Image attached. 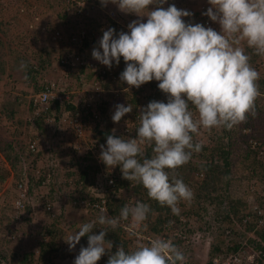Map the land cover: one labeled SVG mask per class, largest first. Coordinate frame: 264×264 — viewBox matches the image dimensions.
<instances>
[{
    "label": "clouds",
    "instance_id": "9594fccd",
    "mask_svg": "<svg viewBox=\"0 0 264 264\" xmlns=\"http://www.w3.org/2000/svg\"><path fill=\"white\" fill-rule=\"evenodd\" d=\"M97 1L87 3L80 11L90 6L93 15H106L116 22L119 30L126 27L118 22V14H134L141 18L129 23L127 32L121 30L117 34L115 29L108 28L91 33L92 44L84 50L88 55L85 58L106 66L117 77L115 81L107 80V89H121L124 82L137 89L153 80L158 82L156 94L148 97L147 106L140 109L137 138L117 137L113 129L107 136L106 146L101 145L99 158L108 168L119 166L122 178L136 183L132 190L142 185L150 200L179 216L180 203L190 202L194 193L188 179L178 178L176 170L194 158L204 161L200 154L205 142L201 130H237L235 126L245 122L249 116L257 115L256 101L264 96V90L260 92V73L250 63L251 56L246 49L264 56V0H208L210 7L199 11L193 10L189 2L203 0ZM110 3L117 7L114 8L117 13L115 19L104 8ZM202 11H205L202 15L220 26L219 32L200 23L186 22ZM144 17L146 22H143ZM51 29L49 40L54 55L55 49L62 48L58 46L60 38L67 39L72 32L69 28H65L69 30L64 34L59 29ZM56 32L60 38L53 41L52 36ZM97 44L99 47H95ZM261 64H264L263 57L258 65L264 69ZM26 67L21 64V68ZM163 93L167 96L166 103L164 99L157 101ZM114 107V123H119L133 110L131 104ZM243 129L241 127L239 131L242 133ZM196 136L201 143L194 140ZM247 139L249 143L251 137ZM150 147L152 155L148 156ZM194 173L192 182L202 175L197 180L201 182L203 174ZM119 200L123 201V206L118 215L109 216L101 208L96 219L80 223L78 230L68 237L66 242L70 250L75 249L82 237L88 238L87 247L80 248L73 264H97L106 254L107 264H184L185 260L197 263L180 250L175 240L162 237L136 245L128 242L134 248L126 250L120 246L111 254L113 243L105 239L110 229L114 231L125 222L127 232L137 237L152 214L148 203L137 200L125 204L124 198ZM16 206L23 207V204L18 200ZM221 214L218 217L223 218ZM224 220L229 221L227 218ZM97 224L101 226L98 235L93 233ZM159 231L156 233H167L163 228ZM181 244L187 246L189 243ZM215 255H211L209 260Z\"/></svg>",
    "mask_w": 264,
    "mask_h": 264
},
{
    "label": "trees",
    "instance_id": "16d2710c",
    "mask_svg": "<svg viewBox=\"0 0 264 264\" xmlns=\"http://www.w3.org/2000/svg\"><path fill=\"white\" fill-rule=\"evenodd\" d=\"M65 5L63 4L62 12L59 15L60 18L63 20L61 23L59 32L67 33L70 29L72 33H70V36L67 39H61V41H58V46L65 48L67 50H64L61 52V57H64V59L67 62H70L75 57H88L87 54L84 53V50L88 48L89 39L91 36V33L96 32V30H107L108 28H113L116 30V33L118 34L121 32V30L117 29L116 22L111 21L106 15H100L97 14L93 15L92 13L93 8L90 6H87L85 10H76L75 3L65 0ZM96 2L97 0H90L88 4H91L92 2ZM98 2V1H97ZM96 2V3H97ZM57 4H60V0H58ZM167 8L168 6H164ZM91 13V15H90ZM201 15V14H200ZM200 15H196L195 18L197 20V23L203 24L204 18H201ZM127 23H131L134 20V16L127 14ZM207 17V16H206ZM205 17V18H206ZM147 19L144 20L146 22ZM204 25V24H203ZM13 22H6L4 20V17L2 16V8L0 6V37L3 35V39H0V53L2 49H4V44L7 47V51L10 55L15 57L14 61L17 62V64H24L27 67L22 68L23 71L26 72V77L31 78L32 74H38L42 79L45 78L47 74V70L50 68L51 64V56L53 55V49L46 50L42 49L39 52H35L33 56H31V59L29 57V53L27 50V46L25 45V38L20 34L13 31ZM69 28V29H65ZM64 29V30H63ZM81 32H84V36L82 37L80 34ZM73 35L77 36L78 38H81V46L78 47L72 39H74ZM67 37V36H66ZM248 54L251 56L250 63L256 70L262 74L263 77L260 78L258 81L260 92L264 90V69H261L258 65V60L261 59L260 55H256L253 50L247 49ZM98 64H100L98 62ZM67 65V64H66ZM62 71H68V78L78 80L80 83H86L88 80L92 78L93 75L90 74H83L84 73V67L79 69L78 72H71L69 71L70 68L63 69V65L56 66ZM123 72V70H120ZM4 72L3 65L0 64V74ZM82 75V77H80ZM100 78V75L98 79ZM45 86V83L42 85H39L34 88V93L39 92L42 90ZM105 88H107V84L105 85ZM24 94H27L28 92L23 91ZM262 98V96H260ZM258 98L256 101V113L257 115L255 117L249 116L248 119L241 123L238 126H241L246 129H251V138L254 140L260 142V145H258L255 149L251 148V145L248 143L247 136L239 134L242 143L244 146V156L242 159H240L239 163L243 165V170L246 171V178L247 179H254L255 181H263L264 182V161L261 158L260 150L264 148V134H260L258 130L256 129V119L257 118H263L264 119V103L261 104V98ZM107 98H102L100 101L93 100L94 103V109L99 112L100 115H103L106 112V109L108 107L109 102L106 100ZM21 103L14 99H8L5 102L2 103V111L3 116L2 120L6 122V124H10L11 127H17L22 126V120L19 118H16L14 115H16L19 112V107ZM67 108H69L72 111L80 112L83 114L86 111H89L91 107L85 108L86 110L80 111L83 108L79 106V108H75L73 105H69ZM29 113L33 114L34 108L30 107L28 109ZM49 114V111L47 112ZM90 116V112L87 113L84 118ZM46 117V114H43L41 116L33 117L30 120L31 125H34L33 127L40 132L41 135L47 134L46 129L44 128V118ZM236 127V126H235ZM240 127V128H241ZM111 126L105 125L102 126L101 120H97L94 128V134L99 136L98 138H102L104 140L107 139V136L110 134ZM222 130V133L218 132L217 129L212 130H201V134L203 135V139H205L202 150L200 151V154L203 155L204 161L200 163L198 166H191L190 163L182 166L181 168L176 170L178 178H182L183 181H186L191 173H202L203 174V180L199 184V188L196 190V198L202 199L208 206H214L219 205V207L222 208V220L224 218L228 219L229 221H236L239 222V220L244 217L247 209V203L241 201V199H235V200H228V197H223L222 194H219L221 191H225L226 188L231 184V181L229 179V176L234 170V172L237 171V165L236 161L240 158V155H234L233 153V145L228 140H231V138L234 135H237V130L235 128L232 129H226V128H220ZM256 130V133H255ZM240 132V131H239ZM238 132V133H239ZM16 134V132L14 133ZM197 137V136H196ZM227 142L225 143V141ZM151 147L148 149L147 155L151 156L152 153L150 152ZM21 153H23V147L21 148ZM237 156V160L234 161L231 160L230 156ZM42 154H37L33 157L32 160V167L38 166L40 168L38 161L42 158ZM242 156V155H241ZM213 158H216L214 160ZM89 162L91 161V157L84 156L72 163V167L74 169H70L68 172L60 171L59 174H63V181L60 183H55L52 181V183L47 184L49 186V195L47 197L42 198L41 202L43 204L40 205V209L44 210L41 214L43 216H49V219H52V223L49 221L44 222L43 226L36 230L33 234L31 231L26 232L28 238L30 239L28 243H23V240L21 237L19 238V242L17 243V249L19 253H22L21 261L18 264H45L49 262L50 264L53 263V254L57 252V250H60L56 239L58 235V227L60 226V215L55 216L50 213V211L46 210V207L48 205H52L54 202H56L57 196L60 198L61 195L63 196V191L65 189H73L68 193L69 197V203L72 205L74 202H76V208L79 206V202L84 200L89 196V190L92 185V178L89 179L90 172H97L98 167L88 164L86 166H83V163L81 162ZM20 163V157L17 153H15V150L13 148V145L11 141H3L0 140V177L3 179H7L13 175L15 179H18V181L21 179V173L18 171V165ZM238 163V162H237ZM96 167V168H95ZM36 170V169H35ZM39 172H44L38 169ZM244 171V172H245ZM18 172L20 174H18ZM29 178V184L26 189L27 194L32 193L33 186H40L45 181V175L38 176L34 170L27 173ZM74 175H77L76 179H73V181H70ZM223 181H225L226 187H223ZM90 182V183H89ZM46 185V186H47ZM47 186V187H48ZM2 188V184L0 183V189ZM142 190L144 193H142ZM135 193L138 198L151 205L152 213H157V216L155 217V225L150 226V229L154 232L159 231L160 229L164 228L166 226L167 233L169 234L171 231H174L176 226L182 227L184 224L179 221V216L173 215L171 210L167 207L160 206L157 202L152 201L148 198L146 190L143 188L142 185L139 184V187L135 188ZM76 194V195H75ZM63 201L66 200V198L62 199ZM184 203L181 202L179 206L184 208ZM123 206L122 200H116V201H110L108 205L109 214L111 216H116L119 214L120 209ZM28 216L24 219V222H30L34 223V219L32 216V211L28 210ZM183 217L186 219V221L193 216H196L195 213L191 210H184L182 212ZM98 217V214L95 215ZM151 215H149L148 219H150ZM174 220V222H177L178 224L171 226L170 221ZM22 221V220H20ZM84 222H89L84 219ZM186 224V223H185ZM23 228V226H22ZM22 228L19 229L21 235H25L22 233ZM19 232V231H18ZM100 231L97 230V228L93 229L94 234H99ZM160 232V231H159ZM191 232V231H190ZM257 235L260 237V242H255V248L258 250H262L264 253V246L262 243H264V233L258 232ZM105 239L107 241H111L113 243V248L111 249V254H114L118 247L124 246L127 249L134 248L133 246H130L128 242L123 241L120 239V233L117 230H110L108 231ZM88 238L87 236L82 237L79 244H77L76 253H74L73 250L69 249L68 257L70 258V261L73 263L75 258L79 255L80 248L87 247ZM176 244H181V240H177L175 242ZM220 245L221 240L219 243L216 244V242L210 247V250L208 252V259L206 260V264H211L209 260V257L211 255L219 254L220 252ZM25 248H29V251H25ZM35 250H38L37 255L35 253ZM61 254H63V251H61ZM17 254H14L11 258L12 262L14 261V258H16ZM37 256V257H35ZM36 258V259H35ZM108 261V254L101 257V259L97 262V264H107ZM200 261V260H198ZM196 264H203L196 263Z\"/></svg>",
    "mask_w": 264,
    "mask_h": 264
},
{
    "label": "rangeland",
    "instance_id": "374dc122",
    "mask_svg": "<svg viewBox=\"0 0 264 264\" xmlns=\"http://www.w3.org/2000/svg\"><path fill=\"white\" fill-rule=\"evenodd\" d=\"M57 2L58 0H0V6L2 8V16L4 17V20L7 23L12 21L14 25L12 28L13 31H15L16 33H20L25 38V45L27 46L30 59L31 56L35 54V52H39L42 49L50 51L52 50L53 45L49 40L50 31L52 30L51 28L61 27V23L63 20L59 15L62 12L63 4L65 5L64 0H60L59 5L57 4ZM198 3H200V1H198L197 3H192L190 1L189 6H193V10L199 11L201 9V5H199ZM114 8L117 9V7ZM118 12H120V14L122 13L121 11ZM126 15L127 14L125 13H123L122 15L118 14V22L121 25H124L126 27L125 29H127L125 30L123 27H121V30H123L124 32L128 31L127 26L129 24L126 22ZM131 15L134 16V20L141 19L134 14ZM145 19L147 18L144 17L143 22ZM186 22L197 23V20L194 17L190 18ZM3 37L4 36L2 35L0 39L2 40ZM3 47L4 49H2L0 53V64L4 67V72L0 74V140L6 142L11 141L15 153H17L20 157L18 171H22V169L25 168L27 169V173L29 172V170H34L35 172L38 171V169L42 171L45 170V173L42 172V176L45 175L46 177V175L49 174L51 177L50 183H52V181H54L55 183H60L63 181L64 175L59 174V172L63 171L65 173L68 172L71 168L75 170V168L72 167V163L81 157L89 155L91 157V161L89 162L79 161L81 162V164L83 163V166L92 164L97 167V157H100V154L97 151L94 154L95 156H92L91 154L85 155L87 147L86 145L82 144L83 147L81 146V152L77 153L76 151L70 149L67 145V143H71L70 140L73 139L70 136H67L65 140H63V142H60L59 140H57L56 135L52 134V130L50 131L48 127H46V125H44V128L46 129L47 134L44 135H41L40 132H38L36 129H34V127L31 126L30 120L33 118V114L29 113L28 111V97L32 94H35L34 88L36 87V85L39 86L48 80L62 77L60 74V71L62 72V70L55 66V55L51 56V66L47 70V74L44 79H42L40 75L35 73L32 74L31 78H27L26 72L21 68V64H17V62L14 61L15 57L8 53L5 44ZM95 47H99V44H97ZM260 77L262 78L263 75L261 74ZM67 80L70 84V91L74 92L72 97H78V94H75V91L77 92L78 89H74V86L76 84L74 82L75 79L68 78ZM23 91H26L28 93L24 94ZM8 99H14L21 103L20 107L18 108L19 112L14 116L22 120V126L11 127L10 124H6V122L1 119L3 116V111L1 110L2 103ZM161 99H164L165 103L167 102V96L164 93L158 98L157 101H162ZM261 99V104H263L264 96H262ZM131 105L134 104L131 103ZM256 121V129L258 130V132H260V134H264V119L257 118ZM236 127H239L240 129L241 126ZM15 132L16 134H14ZM218 132H220L221 134L222 130L218 128ZM238 132L237 135H234L231 138V140H228L234 147V155H240V158L238 160L236 158L237 156H230L231 160H237V171L234 172V170H232L233 173H231L229 176L231 184H229L225 191H221L219 192V194H222L223 197H228V200H226V202H228L229 200L240 198L242 203H247V209L248 205L254 202L258 203L261 207H264V182L255 181L254 179H247V173L245 170H243V165L239 163L240 159H242V157L244 156V146L239 135L242 133ZM246 136L248 138L251 137L249 135ZM30 137H32L33 139H38L40 145L44 144L45 147H47L48 145L50 147L48 151L38 153L43 155L40 161H38L40 168H38V166L32 167L33 157L37 154H26L27 141ZM93 137L98 143H101V137L98 138L99 136L94 133ZM67 139L69 140L65 144ZM86 139L88 140V138ZM203 141H205V139H203ZM226 142L227 140L225 141V143ZM22 147L24 154L21 153ZM213 159L216 160V158ZM189 163L191 166H199L201 160L198 158H194L191 159V162ZM18 174L20 173L18 172ZM194 175L195 173H191L187 180L190 185L188 186L194 193V198L190 202L182 201L184 203V208H182L181 206L180 208L181 212H183L185 209L193 211L196 216L190 217L189 219L192 221H196V224H194V229L191 230L192 232L190 233L189 244L186 246L185 244L178 243V246L180 250L187 253L189 259L192 262L196 261L197 263H200L198 260H202L204 257L205 259L208 258L206 257V253L209 252L211 245H213L215 242L216 244L219 243V241L222 239V237L218 235L214 229L211 228V224L214 225L216 218L220 213H222V208L217 204L214 206H208L202 199L196 198V190L199 188L200 181H197L195 179V182L193 183L192 180L194 179ZM95 176L96 171H92L89 174V179L92 178L93 181ZM76 177L77 175H74V177L70 181H73V179H76ZM1 179L2 180L0 181V183L2 184V188L0 189V253L5 254L10 259L14 254H17L15 255L16 258H14V261L12 262L11 260V264H18L21 261L20 259L22 258V253H19L17 249V243L19 242L18 237H21L23 243L26 244V242L28 243V241L30 240L26 232L31 231L34 234L36 230H39L43 226L44 222L49 221L50 223H52L53 221L52 219L48 218L49 216H40L43 210L38 209L37 211L32 212L34 223H25L24 219L27 218L28 213H18L13 206L16 200V196L19 194L18 179H15L13 175L7 179ZM3 180L6 181L5 184H3L2 182ZM223 187H226L225 181H223ZM45 191H47L48 193L50 192L47 188L43 190V192ZM70 191V189H65L63 191V196L61 195L60 198L57 196L56 202H54V214L55 216L60 215V226L58 227V229L60 230L58 231L56 242L57 245L61 248H59L60 250H57V252L53 254V261L57 264H66L64 261H66V259H70L68 257L69 245L66 241L73 232L78 230V225L80 223H83L85 218L88 221H92L97 218L95 216V213L88 212V214H84V211L80 206L78 208L72 207V205L69 203V197L67 196ZM131 194L134 196L136 193L134 190H132ZM63 198H66V200L63 201ZM21 228L22 233H24L25 235H21L19 230ZM195 248L197 250L194 254ZM75 249L72 250L74 251ZM25 251L31 252L34 250L29 251V248H25ZM61 251H63V254H61ZM37 252L38 250H35L36 255ZM74 253H76V251H74ZM200 254L202 255L200 256ZM30 264L34 263L32 262Z\"/></svg>",
    "mask_w": 264,
    "mask_h": 264
},
{
    "label": "built area",
    "instance_id": "2783aa9c",
    "mask_svg": "<svg viewBox=\"0 0 264 264\" xmlns=\"http://www.w3.org/2000/svg\"><path fill=\"white\" fill-rule=\"evenodd\" d=\"M67 1L74 2L76 10H80L86 6L87 3H89V0ZM113 6L114 4L110 3L104 8H107L108 15L112 19H115L117 17V13ZM204 12L205 11H202L200 13L201 18H204V26L212 27L219 32V25L213 23L205 15H202ZM80 35L83 37L84 32H81ZM73 37L74 39L72 40L75 41L78 47H80L82 39L75 35H73ZM59 38L60 34L58 32L52 36L53 41H56ZM89 44H92L91 39H89ZM64 50L67 49H55L54 53L56 54H54V57L56 58V66L63 65L61 68H70L69 71L71 72H78L80 68L84 67L85 70L83 74H90L93 76L86 83H83V81L80 83L78 80H74L76 83L74 89H78L77 92L75 91V94H78V97H72L74 92L70 91V84L67 80L68 71H63V76L61 78H54L46 81L42 90L28 97V105L34 108L32 116L37 117L46 114L43 122L50 131L52 130V134L56 135L57 140L63 142L67 136H70L73 138L70 140L71 143H67L69 140L67 139L65 144L67 143L68 147L77 153L81 152L80 149L83 147L82 144L86 145L87 151L85 152V155L91 154L93 156L96 151L101 154V145L106 146V140L102 139L101 143H98L93 137L95 124L99 119L101 120L102 126H111L109 135H111L113 129H115V135L117 137L132 139L137 138L136 128L139 126L140 109L147 106L148 97H152L156 94V90L158 89L156 85L158 86V82L153 80L137 89L135 87H130L123 81V88L107 89L105 88V85L109 80H117V77L115 74H113V71H109L106 66L98 64L97 62H89L83 56H77L70 62H67L64 57H61V52ZM261 66L263 67L264 64H261ZM99 75L100 78L98 79ZM80 77H82V75H80ZM102 98H107L106 100L109 102V104L106 112L103 115H100L99 112L93 108V100L100 101ZM131 103L134 104L132 112L125 115L119 123H114L112 120V115L115 110L114 106L117 104H124L127 106ZM69 105H73L75 108H79V106H81L83 109L80 111L86 110L85 108L89 107H91V109L86 111V113L84 112L81 114L80 112H75L67 108ZM48 111L49 114H47ZM88 112H90V116L84 118ZM31 126L33 127L34 125ZM242 133L249 135L251 133V129L244 128ZM86 138H88V140ZM194 140L201 143L198 136L194 137ZM249 145H251L252 149H255L258 145H260V142L258 143V141L251 138L249 140ZM49 148V145L47 147H45L44 144L40 145L38 139H33L30 137L27 141L26 154H38L48 151ZM260 155L264 161V148L260 150ZM97 167L99 171L96 174L93 185L90 187L89 196L79 202L78 205L83 209L84 214H88L89 212L99 215L100 209L103 208L105 209L106 213L111 216L108 210V204L110 201H116L122 198L125 199V204L134 203L137 200L141 201L139 198L132 196L131 194L136 183H131L123 179L119 166L115 168H108L100 160V158L97 157ZM20 173L21 179L18 182L19 194L16 196L13 206L18 213H28L27 209L35 212L40 209V205L43 204L41 202L42 198L49 195L47 191L43 192V190L46 188L49 189L47 184L50 183L51 177L49 174L46 175L45 181L42 183V185L38 187L33 186L32 193L27 194L26 189L29 184L27 169H22ZM35 173L39 177L42 176V173L39 171H36ZM201 176L202 175H199V177L197 176V180ZM71 190L73 191L72 188ZM128 194H131V196H128ZM18 200L21 201L23 207L18 208L16 206V202ZM74 206H76V202L72 204V207ZM54 209V203L46 207V210L50 211L52 215H55ZM243 214L244 217H242L239 222L225 221L222 220L221 217H217L214 225L211 224L215 232L222 237L220 252L212 258L211 264H264V253L262 250L256 249L254 244L255 242H260V237L257 235V233H264V207H261L258 203L254 202L248 205V209ZM156 216L157 213L151 214L150 219L145 221V228L143 232L137 237L131 236L126 230V223L122 222L121 225L116 229L120 233V239L129 243H133L134 245H136L138 242L147 243L156 237H162L175 241L181 240L183 243H189V231L194 229V224H196V221H192L190 219L186 221V219L183 218L181 212L179 215V221L184 224L182 227L176 226L178 223L174 222V220H171L170 225L176 226L174 231H171L169 234L162 232L156 233L150 229V226L155 225ZM100 227L101 226L98 224V231H101ZM163 229L167 231L166 226ZM262 245L264 246V243H262ZM64 262L66 264H73L70 259H66ZM53 263L57 264L54 261ZM0 264H10V258L0 253ZM45 264L50 263L47 262ZM184 264L192 263L185 260Z\"/></svg>",
    "mask_w": 264,
    "mask_h": 264
},
{
    "label": "crops",
    "instance_id": "0c3cea01",
    "mask_svg": "<svg viewBox=\"0 0 264 264\" xmlns=\"http://www.w3.org/2000/svg\"><path fill=\"white\" fill-rule=\"evenodd\" d=\"M199 5H201L200 7H201V9H208V7H210V5L208 4V0H203V1H201L200 3H198ZM196 6H198V5H196ZM200 9V10H201ZM246 51H247V49H246ZM261 57H264V56H261ZM259 61V60H258ZM257 61V62H258ZM1 195V194H0ZM197 249L195 248L194 249V254H195V251H196ZM210 250V249H209ZM202 254H200V256H201ZM206 257H208V253H206ZM208 258H206L205 259V257L202 259V260H200L199 262H206V260H207Z\"/></svg>",
    "mask_w": 264,
    "mask_h": 264
},
{
    "label": "water",
    "instance_id": "95a60500",
    "mask_svg": "<svg viewBox=\"0 0 264 264\" xmlns=\"http://www.w3.org/2000/svg\"><path fill=\"white\" fill-rule=\"evenodd\" d=\"M1 180H2V179L0 178V181H1ZM2 182H3V184H5V183H6V181H5V180H3Z\"/></svg>",
    "mask_w": 264,
    "mask_h": 264
}]
</instances>
